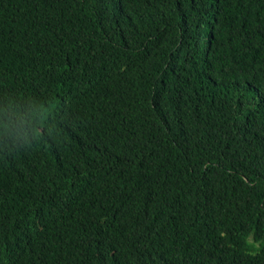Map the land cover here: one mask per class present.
<instances>
[{"label": "trees", "instance_id": "16d2710c", "mask_svg": "<svg viewBox=\"0 0 264 264\" xmlns=\"http://www.w3.org/2000/svg\"><path fill=\"white\" fill-rule=\"evenodd\" d=\"M0 0V264H264V0Z\"/></svg>", "mask_w": 264, "mask_h": 264}, {"label": "rangeland", "instance_id": "374dc122", "mask_svg": "<svg viewBox=\"0 0 264 264\" xmlns=\"http://www.w3.org/2000/svg\"><path fill=\"white\" fill-rule=\"evenodd\" d=\"M223 1H224V0H217V1H216V3H215V4H216V6H217V7H218V6H220V5H221V3H222Z\"/></svg>", "mask_w": 264, "mask_h": 264}]
</instances>
